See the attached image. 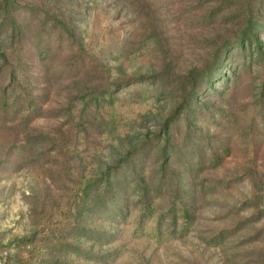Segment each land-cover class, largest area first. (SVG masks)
Here are the masks:
<instances>
[{"label": "rangeland", "instance_id": "obj_1", "mask_svg": "<svg viewBox=\"0 0 264 264\" xmlns=\"http://www.w3.org/2000/svg\"><path fill=\"white\" fill-rule=\"evenodd\" d=\"M0 264H264V0H0Z\"/></svg>", "mask_w": 264, "mask_h": 264}]
</instances>
